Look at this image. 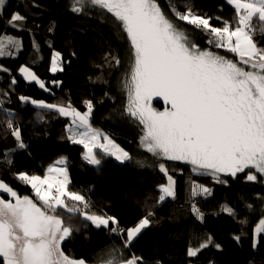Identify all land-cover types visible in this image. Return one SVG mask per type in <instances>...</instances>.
Returning a JSON list of instances; mask_svg holds the SVG:
<instances>
[{
	"label": "trees",
	"instance_id": "trees-1",
	"mask_svg": "<svg viewBox=\"0 0 264 264\" xmlns=\"http://www.w3.org/2000/svg\"><path fill=\"white\" fill-rule=\"evenodd\" d=\"M72 2L6 0L0 9V37L20 42L19 50L11 48L10 56L0 57V68L8 69L0 71V101L12 114L9 117L0 112V181L19 195L32 197V189L21 183L17 174L43 176L57 160L63 159L69 188L85 196L92 212L115 217L124 229L135 226L149 211L153 213L150 226L131 247L145 264H264V234H255L259 220L264 219V182H249L243 174L237 178L220 176L226 182H217L213 176L194 173L188 164L159 161L147 153L140 146L141 127L125 113L127 94L123 82L130 71V45L110 14L94 8L77 14L71 11ZM157 2L164 14L201 49L233 58L223 49L212 48L202 31L176 21L172 13L173 7L183 12L185 5H189L196 14L212 18L214 26L220 27L224 21L234 24L235 9L226 0ZM13 14L26 19L13 27L9 23ZM254 39L259 47H264V35L257 32ZM56 52L60 53L63 71L53 73L51 63ZM25 66L45 83L47 91L20 75L19 69ZM22 96L28 102L21 101ZM32 100L65 106L70 103L81 112L86 111L85 101H91L92 126L109 134L129 152L132 161L123 165L100 154L101 166L88 164L83 159L82 145L72 144L66 138L70 119L39 108ZM156 104L157 109L163 108L161 103ZM9 118L20 128L26 145L23 149L7 128ZM161 162L176 181L175 198L164 203L157 202L160 187L168 183L159 171ZM196 185L210 189L211 194L193 197L191 189ZM193 204L203 219L192 212ZM72 223L79 230L61 245L70 258L98 264L109 250L121 249V235L82 219ZM209 237L211 243L207 248L195 257L187 255L189 248L198 247Z\"/></svg>",
	"mask_w": 264,
	"mask_h": 264
},
{
	"label": "snow or ice",
	"instance_id": "snow-or-ice-1",
	"mask_svg": "<svg viewBox=\"0 0 264 264\" xmlns=\"http://www.w3.org/2000/svg\"><path fill=\"white\" fill-rule=\"evenodd\" d=\"M5 3L6 0H0V9ZM227 3L235 9L236 21H224L220 27L211 23L212 18L197 15L189 5H185L183 12L173 7L172 13L176 21L202 31L212 48L223 49L233 58L193 43L186 31L164 14L157 0H73L71 11L79 14L94 8L110 14L126 37L132 59L123 82L127 94L125 113L141 127L140 146L147 153L159 161L188 164L194 173L213 176L217 182H226L220 180V174L232 178L243 174L249 182H264V47H259L254 39L257 32L264 35V0ZM25 19L13 14L9 23L17 27V22ZM19 47L18 40L0 37V57L10 56V49ZM59 59L60 53H54L53 73L63 71ZM116 63L119 64L118 59ZM19 72L25 80L48 90L28 67H21ZM11 82L15 84L16 80ZM20 100L28 102L27 97ZM154 101L163 108L154 107ZM31 103L70 118L66 138L83 146V159L88 164L100 165V154L121 163L131 159L127 151L92 126L91 101H85L83 112L70 103ZM0 112L12 115L3 108V101ZM7 128L18 147L25 148L20 128L10 118ZM64 164L63 159L57 160L43 176L17 174L16 178L32 189V197L21 196L0 181V264H86L83 259L70 258L61 247L79 230L72 223L78 219L122 236L121 249L109 250L98 264H145L131 247L150 226L153 213L149 211L135 226L120 228L115 217L92 212L85 196L69 188ZM158 167L168 181L159 189L157 202H164L166 198H175L176 181L163 162ZM201 194L210 195V189L193 186L191 195ZM226 210L234 214L231 209ZM192 212L203 219L195 204ZM255 234H264V219L259 220ZM235 239L239 241L240 237ZM210 243L209 237L198 247L189 248L187 255L197 256Z\"/></svg>",
	"mask_w": 264,
	"mask_h": 264
},
{
	"label": "rangeland",
	"instance_id": "rangeland-1",
	"mask_svg": "<svg viewBox=\"0 0 264 264\" xmlns=\"http://www.w3.org/2000/svg\"><path fill=\"white\" fill-rule=\"evenodd\" d=\"M227 1V0H226ZM198 15V14H197ZM202 16V15H201ZM25 67H27V66H25ZM29 68V67H28ZM30 69V68H29ZM31 70V69H30ZM32 71V70H31ZM33 72V71H32ZM20 73V72H19ZM34 73V72H33ZM20 75L21 76H23L21 73H20ZM37 76V75H36ZM38 79L40 80V78L38 77ZM30 81V80H29ZM41 81V80H40ZM32 82H34V81H32ZM42 83H44L43 81H41ZM44 85H45V83H44ZM40 102V101H39ZM153 106L154 107H156L157 106V104H156V102L154 101L153 102ZM160 109H162V108H160ZM90 123H91V118H90ZM103 134H105V135H108L109 136V138L110 139H112L111 137H110V135L109 134H107L105 131H101ZM113 140V139H112ZM114 141V140H113ZM115 143L119 146V147H121L116 141H115ZM83 147V146H82ZM122 148V147H121ZM125 150V149H124ZM95 151H97V150H95ZM99 151V150H98ZM125 151H127V150H125ZM128 152V151H127ZM129 153V152H128ZM130 155V154H129ZM84 156V155H83ZM111 158H113L114 160H116L114 157H111ZM132 161V159H130L129 161H125L124 163H121L120 162V164H123V165H126L127 163H129V162H131ZM119 162V161H118ZM176 162H179V161H176ZM181 163V162H180ZM64 167H65V164L63 165ZM92 166H96V167H98V166H101V163H100V165H92ZM220 176H224L223 174H220ZM3 195V194H2ZM166 201V200H165ZM161 203H164V202H161Z\"/></svg>",
	"mask_w": 264,
	"mask_h": 264
},
{
	"label": "crops",
	"instance_id": "crops-1",
	"mask_svg": "<svg viewBox=\"0 0 264 264\" xmlns=\"http://www.w3.org/2000/svg\"><path fill=\"white\" fill-rule=\"evenodd\" d=\"M70 119V118H69ZM65 164H66V162H65ZM171 197H169V198H166V200H168V199H170ZM165 202V201H164Z\"/></svg>",
	"mask_w": 264,
	"mask_h": 264
},
{
	"label": "bare ground",
	"instance_id": "bare-ground-1",
	"mask_svg": "<svg viewBox=\"0 0 264 264\" xmlns=\"http://www.w3.org/2000/svg\"><path fill=\"white\" fill-rule=\"evenodd\" d=\"M5 195L7 196V194H3V196H5Z\"/></svg>",
	"mask_w": 264,
	"mask_h": 264
}]
</instances>
